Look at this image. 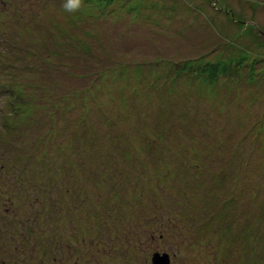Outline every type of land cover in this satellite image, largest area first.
<instances>
[{
  "label": "rangeland",
  "instance_id": "rangeland-1",
  "mask_svg": "<svg viewBox=\"0 0 264 264\" xmlns=\"http://www.w3.org/2000/svg\"><path fill=\"white\" fill-rule=\"evenodd\" d=\"M63 3L0 0V264H264V0Z\"/></svg>",
  "mask_w": 264,
  "mask_h": 264
},
{
  "label": "trees",
  "instance_id": "trees-1",
  "mask_svg": "<svg viewBox=\"0 0 264 264\" xmlns=\"http://www.w3.org/2000/svg\"><path fill=\"white\" fill-rule=\"evenodd\" d=\"M242 60H240V61L243 62ZM257 63H264V60H259ZM232 65L238 71H240L241 73H244L245 72V68H243L244 67L243 63L242 64H239L240 66L238 67V66L234 65V60H231L229 62H224L222 60H219L217 62H208V63H206L203 66L202 72L205 73L206 71H210L211 74H212V79L214 77V79H218V81H219L221 78L222 79L224 78V77H221L222 74L220 73V71L226 72L227 70H230V68H231ZM12 93H13L12 94L13 96H16L14 92H12ZM120 94H121L120 97H122V99H123V102H122L123 104L122 105L129 106L130 108L133 107V109H134L133 112L135 114L134 116L136 117L137 116V110H135V108H136L137 98L132 95L131 91H128V95L126 97H124L125 95L123 93V90H121ZM15 102L16 101H13L12 104H11V111L12 112H15V113H18V111L22 109V104L20 105V104L15 103ZM261 116L264 117V113L263 112L261 113ZM240 119L244 123V120L242 118H240ZM262 119L263 118H261V120ZM259 126H264V122L261 121L259 123ZM1 166H2V170H3L4 169V166H6V165L4 163H2ZM40 189L42 190L41 187H40ZM38 196H40L42 198L41 194H39V195L38 194H35L34 200H31L30 199L31 200L30 203L32 204V202H33L32 205H34L36 208H37L36 202H37ZM29 198H30V196H29ZM18 209L20 211L18 213H23L25 211V208L23 206H19ZM23 209H24V211H23ZM34 214H35L34 215L35 216V220L38 223L39 222L41 223V221L43 219H40L39 212L36 211V213H34ZM27 223L28 222H26V223L24 222V225H26L25 226V232H26L25 234H27L28 237L30 236L29 237V240H24V239L18 237V233H17L13 237H10V240L11 241H7V240H5V238H3V237H7V236H3L2 235V238L0 239V245H4L6 247L5 250H10V254L11 255H15V254H18L19 255V250L22 248V245L27 246V247H30L31 246V240H30V238H34V243H33L34 246H37V247H40L41 246L40 243H42L43 240L42 241L40 240L41 236L38 235L39 230L36 228V232L34 233L33 231H31L32 228H31L30 224L29 223L27 224ZM19 224L22 225V223H19ZM11 228H13V227H11ZM11 228H7V231H9ZM11 231H14V229H11ZM31 236H34V237H31ZM25 254H30V253L27 252ZM12 259H14V258L12 257ZM23 259H26V258L25 257H22L21 260H23ZM44 260L45 259H44V255H43V257L41 259L40 258L34 259V261H35L34 264H46V263H44ZM23 264H29V263H26V260H23ZM30 264H32V263H30Z\"/></svg>",
  "mask_w": 264,
  "mask_h": 264
},
{
  "label": "clouds",
  "instance_id": "clouds-1",
  "mask_svg": "<svg viewBox=\"0 0 264 264\" xmlns=\"http://www.w3.org/2000/svg\"><path fill=\"white\" fill-rule=\"evenodd\" d=\"M84 6V0H64L62 8L67 13L75 14Z\"/></svg>",
  "mask_w": 264,
  "mask_h": 264
},
{
  "label": "water",
  "instance_id": "water-1",
  "mask_svg": "<svg viewBox=\"0 0 264 264\" xmlns=\"http://www.w3.org/2000/svg\"><path fill=\"white\" fill-rule=\"evenodd\" d=\"M152 264H170V255L166 251L155 250L151 255Z\"/></svg>",
  "mask_w": 264,
  "mask_h": 264
}]
</instances>
